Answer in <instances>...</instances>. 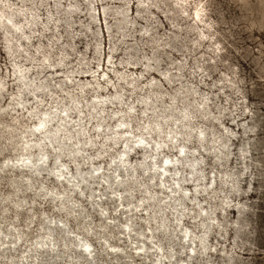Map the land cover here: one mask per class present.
Listing matches in <instances>:
<instances>
[{
    "label": "rangeland",
    "instance_id": "obj_1",
    "mask_svg": "<svg viewBox=\"0 0 264 264\" xmlns=\"http://www.w3.org/2000/svg\"><path fill=\"white\" fill-rule=\"evenodd\" d=\"M0 83V264H264V0H0Z\"/></svg>",
    "mask_w": 264,
    "mask_h": 264
},
{
    "label": "bare ground",
    "instance_id": "obj_2",
    "mask_svg": "<svg viewBox=\"0 0 264 264\" xmlns=\"http://www.w3.org/2000/svg\"><path fill=\"white\" fill-rule=\"evenodd\" d=\"M197 13V12H196ZM197 15V14H196ZM17 71V70H16ZM25 74V73H24ZM23 74V75H24ZM23 76L21 75L20 76V79L22 78ZM21 82V81H20ZM44 83V82H43ZM21 84V83H20ZM23 84V83H22ZM21 84V85H22ZM25 84V83H24ZM38 84V83H37ZM28 85V84H27ZM24 87V86H23ZM2 88V83H0V89ZM22 88V87H21ZM35 88V87H34ZM80 88H82V87H80ZM24 89V88H23ZM116 95V94H115ZM20 103V102H19ZM148 104V103H147ZM97 107V106H96ZM62 111V110H61ZM54 115V114H53ZM57 116V115H56ZM64 116V115H63ZM54 117V116H53ZM156 119H157V117H156ZM52 121V120H51ZM50 122V118H49V116L47 115V113H45V114H43L42 115V117L39 119V122H37L36 124H35V129H37V131H40V132H47V125H48V123ZM62 123V122H61ZM61 125V124H60ZM63 125V124H62ZM61 125V126H62ZM1 126V125H0ZM63 128V127H62ZM56 130V129H55ZM31 131H33V130H29V131H27V132H31ZM78 131H79V129H78ZM8 132H9V137L10 138H13V133H12V128L11 129H9L8 130ZM32 133V132H31ZM80 133V132H79ZM199 133V132H198ZM201 134H202V132H200ZM30 134V133H29ZM201 134H198V135H201ZM47 135V138H49V139H53V134H46ZM16 136V135H15ZM14 136V137H15ZM46 139V138H45ZM114 139V138H113ZM46 141V140H45ZM48 141V140H47ZM53 141H55V140H53ZM52 141V142H53ZM127 139H125V143H126V149L125 150H123L121 153H120V155H121V157L122 158H120L119 159V165H120V167H124V165H125V163H126V161H127V157L126 158H124V156L126 155V153H127V148H129V146H128V144H127ZM136 142H145V140L142 138V137H140L139 139H137L136 140ZM42 143L43 142H34V143H29V142H24V143H22L21 144V146L20 147H17L18 149H20L21 151H25V154H26V157H25V159H24V161H23V163H20L21 164V166H25V167H29L30 169H32V171H34V172H37V171H39L42 167H35V166H33V165H31L30 163H29V161L30 162H32L33 160L31 159V152L30 153H27L28 152V150L31 148V147H33V146H35L39 151H40V157H39V161H41V166H43V167H45L43 164L46 162V157H47V153H45V152H43L42 151ZM50 143V142H49ZM62 143H63V141H62ZM61 143V145H63ZM43 145H44V143H43ZM60 145V144H59ZM60 145V146H61ZM159 145V143L157 142L156 144H155V147H153V150H155V151H157L158 152V150H157V146ZM225 145V144H224ZM16 146V145H15ZM58 146V145H57ZM142 147V146H141ZM143 148L145 149L146 147L145 146H143ZM15 149H16V147H15ZM159 149V148H158ZM68 150V149H67ZM71 150V149H70ZM18 151V150H17ZM37 152V151H36ZM3 153V152H2ZM33 153V152H32ZM71 153V152H70ZM178 153L180 154V155H184V151H183V147L182 148H180L179 150H178ZM57 154V153H56ZM63 154V153H62ZM154 154H155V152L153 153V156H154ZM68 155V154H67ZM152 156V157H153ZM185 157V156H184ZM71 158V157H70ZM58 159H59V157H58ZM10 160V159H9ZM73 160V159H72ZM18 161H20V159L18 160ZM28 161V162H27ZM144 161V160H143ZM172 161H173V159L172 158H170L169 156H165L163 159H162V163H161V165L159 166L160 167V169H162V170H160V171H158V172H152L151 173V175H150V179H154L156 176H157V174L159 175V178L162 180V181H164V176H165V173L171 168V167H174V166H172ZM145 162V161H144ZM117 163V162H116ZM154 163H156V161L155 162H153V164ZM148 164V163H147ZM191 164V163H190ZM195 164V163H194ZM7 165H10L9 163H8V161H4L3 162V164L0 166V169L2 170V169H4ZM16 166L15 167H19V165H17V164H15ZM117 166V165H116ZM137 166V165H136ZM139 166V165H138ZM137 166V167H138ZM192 167L194 166L193 164L191 165ZM14 167V166H13ZM129 167V166H128ZM137 167H135V168H137ZM40 168V169H39ZM149 168H151V169H153L152 167H150V166H145L144 168H143V170L144 171H146V170H148ZM196 168V167H195ZM125 169H127V168H125ZM129 169V168H128ZM80 170V169H79ZM79 170H77V179H78V181L77 182H74V184H72V187L73 188H75V187H80V185H79V183H81V182H83L85 179H86V177L85 176H83V174H82V172L81 171H79ZM117 170V169H116ZM124 170V169H123ZM130 170V169H129ZM142 170V169H141ZM191 170V169H190ZM195 170V169H194ZM132 171V170H131ZM134 171V170H133ZM132 171V172H133ZM125 172V171H124ZM131 172V173H132ZM196 172V171H195ZM194 172V173H195ZM130 173V174H131ZM192 174V173H191ZM59 175H61V174H59ZM91 177V176H90ZM129 177V176H128ZM136 177V176H135ZM134 177V178H135ZM109 178V177H108ZM180 179V178H179ZM33 180V179H32ZM13 181V180H12ZM70 181V180H69ZM73 181V180H72ZM105 181H108L107 179H105ZM123 179H118V180H116V181H114L115 183H116V185L117 186H119V185H122V183H123ZM125 182V181H124ZM131 182V181H130ZM180 182V181H179ZM13 183H14V185L16 186V187H18V183H17V180H14L13 181ZM176 183H178V180L176 181ZM31 180L28 178L27 180H26V186L27 187H31ZM126 184V183H125ZM13 185V184H12ZM87 185V184H86ZM135 185V184H134ZM179 185V184H178ZM44 186V185H43ZM128 186V185H127ZM81 188V187H80ZM236 188H238V187H236ZM40 189V188H39ZM180 189V188H179ZM46 190V189H45ZM236 190V189H235ZM237 191V190H236ZM52 192V191H51ZM70 193V192H69ZM52 194V193H51ZM50 195V194H49ZM62 195H63V199H65V193L63 192L62 193ZM154 197V196H153ZM7 199L9 198V196H7L6 197ZM118 199H120V198H118ZM150 199H151V197H150ZM173 199V198H172ZM176 199V198H175ZM151 200H153V199H151ZM122 201V200H121ZM149 201V200H148ZM154 201V200H153ZM177 201H179V200H176V202ZM175 202V201H174ZM175 202V203H176ZM20 204H22V203H20V201H18L17 202V205H20ZM63 206V205H62ZM64 207V206H63ZM179 217V216H178ZM88 225V224H87ZM103 226V225H102ZM124 226H125V228H124V231L126 232V231H128L129 230V228H130V223H129V219H127V221L125 222V224H124ZM47 231L45 232V234L43 235V236H41V238L42 239H45V238H47V239H49V240H52V238H51V236H53V232H54V230L52 229V226L50 225V226H48L47 228ZM210 229V228H209ZM88 230V229H87ZM90 230V229H89ZM168 230V229H167ZM14 235H15V238L17 239V240H19V239H21V237H22V234L20 233V232H17V231H13L12 232ZM141 234V233H140ZM172 237V236H171ZM205 237H206V235H205ZM182 238L184 239V240H186V241H189L190 240V236L187 234V232L185 231L184 232V234H183V236H182ZM170 239V238H169ZM202 239L204 240V236L202 237ZM204 241H206V240H204ZM75 242L77 243V245H80L81 247H82V251L84 252V254L85 255H87V256H89L90 258H93V255H92V252H91V250H89L88 249V244H87V242L88 241H86L85 239H80V238H76L75 239ZM46 243H48V244H52V242H50V241H45V240H38V241H36V244H38V245H43V244H46ZM54 244V243H53ZM159 247H161V246H159ZM138 249H142V247L140 246V247H138ZM205 249V248H204ZM169 257H172L173 255L171 254V253H169V255H168ZM155 262L157 263V264H160L161 262L159 261V260H155Z\"/></svg>",
    "mask_w": 264,
    "mask_h": 264
}]
</instances>
